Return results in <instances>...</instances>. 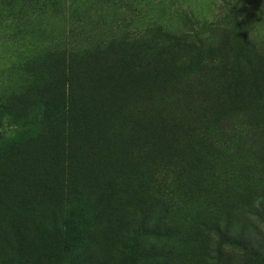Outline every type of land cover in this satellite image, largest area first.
<instances>
[{
    "label": "rangeland",
    "instance_id": "rangeland-1",
    "mask_svg": "<svg viewBox=\"0 0 264 264\" xmlns=\"http://www.w3.org/2000/svg\"><path fill=\"white\" fill-rule=\"evenodd\" d=\"M160 30L205 46L151 80ZM124 59L115 94L90 81ZM76 78L80 111L48 122ZM0 105V264H264V0H0Z\"/></svg>",
    "mask_w": 264,
    "mask_h": 264
},
{
    "label": "trees",
    "instance_id": "trees-1",
    "mask_svg": "<svg viewBox=\"0 0 264 264\" xmlns=\"http://www.w3.org/2000/svg\"><path fill=\"white\" fill-rule=\"evenodd\" d=\"M245 41L247 44L253 46L252 42L248 38L245 39ZM204 46L205 45L198 34L185 33L178 36L176 34L160 30L153 39L152 43L148 45L145 44V48H142L145 53V57H148V59L140 57L137 63H135L137 65L136 71H149L151 74H154V76L151 77V80H159V78L161 79L162 72L167 73L170 70V74H173L175 70L179 69L183 64V62L173 60V57L171 56L173 50H183L188 52L200 50ZM243 54V59L248 62V59L250 58L249 53L245 52ZM133 67V64L127 62L126 59L122 60L118 65H114L112 62L108 61L105 65H102L99 70L94 72L96 75L94 78H91L90 81L103 84L112 83L109 89L112 91V94H115L116 88L121 85V83L126 80L128 76L135 73V69ZM87 93H90L88 87L86 84L80 83L77 78L75 81L70 82V84L63 82L57 86L47 87L43 95L45 97L42 101L44 109L43 115L45 119L48 122L55 123L66 118H71V115L75 111H80L85 94ZM3 106L5 105H0V107ZM15 106H17L15 105V102H11V104L8 105V108L15 110ZM30 110L31 107H27V105L22 108L18 107V111L24 112L21 116L28 115ZM38 141L41 142L42 140H29L24 147L27 148L25 154L30 158V165L34 166L43 154L40 148H38ZM7 158L8 155L4 157L3 162L6 163ZM0 170L2 171L1 181L5 183L6 166L3 165ZM91 195V192L82 193L77 195V198L86 197L87 201H91ZM95 216L96 214L93 213V217ZM94 220L96 221L98 218L95 217ZM37 247V242L29 243L30 252H35Z\"/></svg>",
    "mask_w": 264,
    "mask_h": 264
}]
</instances>
